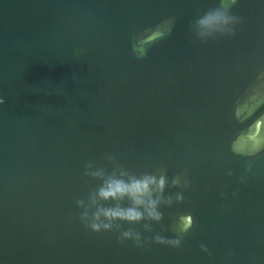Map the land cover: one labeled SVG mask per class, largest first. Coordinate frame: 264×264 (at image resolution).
Segmentation results:
<instances>
[{
    "label": "water",
    "instance_id": "95a60500",
    "mask_svg": "<svg viewBox=\"0 0 264 264\" xmlns=\"http://www.w3.org/2000/svg\"><path fill=\"white\" fill-rule=\"evenodd\" d=\"M217 3L0 0V264H264V147L248 154L264 125V0H236L234 36L196 40L190 21ZM108 153L137 173L188 169L185 200L151 232L121 222L142 247L78 219L99 183L85 162ZM187 212L180 247L151 241L177 237Z\"/></svg>",
    "mask_w": 264,
    "mask_h": 264
},
{
    "label": "clouds",
    "instance_id": "9594fccd",
    "mask_svg": "<svg viewBox=\"0 0 264 264\" xmlns=\"http://www.w3.org/2000/svg\"><path fill=\"white\" fill-rule=\"evenodd\" d=\"M235 2L236 0H218L216 6L208 8L202 15L191 20L189 27L192 36L203 43L220 37L234 36L236 26L242 19L232 13ZM171 23L169 19V27ZM257 80H264V72L259 74ZM255 127L256 134L251 137L249 155L264 147V134L261 133L264 125L257 120ZM233 151L236 154L241 153L234 145ZM103 159L107 165L97 164L91 160L85 162L83 175L99 183L88 191L86 197L76 199V207L80 209L78 219L92 232H119L118 243L131 240L136 247H142L141 233L134 227L122 230L121 222L128 225L143 222V229L151 232L153 222L159 223L163 219V213L160 211L162 206H172L173 203L178 204L185 200L183 192L190 186L187 178L188 169L184 168L178 174L169 177L167 167L163 164L137 173L125 167L110 153L105 154ZM172 187L179 188L181 191L166 195V188ZM194 223V217L190 212L179 214L176 217L177 237L166 238L157 233L151 237V241L170 245L173 248L180 247L183 236L191 230ZM144 239L147 240V238ZM201 248L208 251L204 245H201Z\"/></svg>",
    "mask_w": 264,
    "mask_h": 264
}]
</instances>
